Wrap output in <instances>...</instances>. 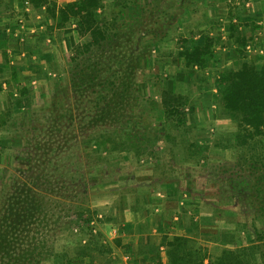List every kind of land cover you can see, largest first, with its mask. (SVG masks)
I'll return each mask as SVG.
<instances>
[{"label":"rangeland","instance_id":"1","mask_svg":"<svg viewBox=\"0 0 264 264\" xmlns=\"http://www.w3.org/2000/svg\"><path fill=\"white\" fill-rule=\"evenodd\" d=\"M213 2L203 6L211 9ZM101 3L97 13L106 38L83 51L81 37L67 59H53L54 72L44 73L43 88L32 91L22 109L14 106L18 110L0 127V135L11 131L0 144V264H69V253L91 238L92 219L102 215L95 234L111 230L115 210L147 199L151 185L175 179L198 190L206 183L212 194L209 185L233 190L235 184L239 191L222 193L221 207L199 209L206 213L205 227L224 236L233 262L264 264V190L254 188L264 189V165L248 169L243 162L250 154L264 155V135L247 139L249 147L234 144L232 136L245 143L237 133L238 116L219 113V88L209 67L199 72L210 77L202 86L195 74L179 78V39L211 31L212 12H197L199 0ZM186 6L188 15L178 10ZM234 6L233 0H220L216 7L222 17ZM175 74L193 107L184 108L182 126L160 101L165 80L173 83ZM212 104L214 111L206 107ZM197 125L209 145L197 142Z\"/></svg>","mask_w":264,"mask_h":264},{"label":"crops","instance_id":"2","mask_svg":"<svg viewBox=\"0 0 264 264\" xmlns=\"http://www.w3.org/2000/svg\"><path fill=\"white\" fill-rule=\"evenodd\" d=\"M48 1L62 6L69 0ZM206 1L199 0V4H203L196 6L195 10L199 9L197 12H202L203 17L212 12V22L209 24L212 30L207 34L213 38L215 60L208 66L209 76L215 80L219 71L237 69L245 61H257L256 65L259 66V59L264 57V0H233L234 9L222 17L223 12L216 7L220 0H213L211 9L210 5L203 6ZM178 10L188 15L187 6L185 10L182 7ZM161 30L165 31V26ZM200 30L204 29L201 27ZM164 31L161 33L166 34ZM190 36L184 38L194 44L203 43L204 34H196L191 40ZM239 38H244L245 44L239 42ZM80 39L73 19L56 27L44 5L34 6L29 0H0V40L4 41V47L0 49V121L6 119L10 112L18 110L15 107L22 109L32 91L43 88L44 73L52 74L53 59H67L68 53ZM167 54V51L162 52L164 56ZM178 63H181L180 58ZM14 84L28 89L20 106H15L20 98L19 92L9 89ZM206 107L214 111L213 104ZM203 132L204 128L197 125L196 137L202 140L196 141L209 145L210 138L199 137ZM166 176L171 174L167 173ZM163 181L168 183H162V186L155 183L154 187H149V199L141 197L143 200L135 199L131 206L128 203L124 208L115 210L117 223L112 225L116 230L108 227L92 241L80 243L69 253L68 263L207 264L214 261L224 247L229 248L224 236L218 238L216 232L205 227L208 224V221H204L206 213L199 210L202 207H221L219 191L224 190L223 187L209 185L214 194L219 193L212 197L214 194L207 192L206 183L197 185L198 190L190 188V185L184 188L179 179ZM234 186L232 191H239ZM194 192L197 195H193ZM232 197L236 201L237 198L241 199L236 194Z\"/></svg>","mask_w":264,"mask_h":264},{"label":"trees","instance_id":"3","mask_svg":"<svg viewBox=\"0 0 264 264\" xmlns=\"http://www.w3.org/2000/svg\"><path fill=\"white\" fill-rule=\"evenodd\" d=\"M29 1L34 6L44 5L48 16L52 19L53 25L56 27H61L67 20L73 19L79 36L82 38L84 37V41L81 42L83 51H88L92 46L99 45L106 38V33L101 28L99 15L97 13V9L102 5L101 0H69L62 6L48 0ZM134 6V10H137L138 14H140V5L135 4ZM238 40L239 42L245 44L244 38H239ZM3 42V40H0V49L4 47ZM179 42L180 44L177 48L180 49H177L176 59H181V66L183 67V74L181 73L179 78L185 76L186 74L190 80L191 76H194L195 74L196 79L199 81L198 84H201L202 86V84H204L203 82H206L207 77L200 75L198 71L206 69L215 60L212 36L204 34L202 44H194L193 41L191 42L184 38H180ZM78 50L81 51V49ZM259 60V66L256 65L257 61H245L237 69L221 70L218 72V76L215 79L216 85L219 88V96L217 95V104L220 110L219 113L222 117H225L226 115L229 118H231V116H238L237 133L239 132V136H241V139L245 142L241 143L238 138H234V136H232L234 144L238 146H243L245 144V146L249 147L248 144L250 141H247V139H250V137L255 135H264V57ZM1 71L2 68L0 67V73ZM179 78L176 77V79H173V83L165 80L163 89L160 93V101L164 112L167 115L173 116L176 124L182 126L186 123L185 115H187V112L185 109L187 107L189 109L190 107V110H192L193 107L189 104L191 103L189 102V99L186 101L183 97V93H181L178 88L180 83L178 81L180 80ZM27 91L28 89L26 87L19 90L20 98L16 100L15 106H20L21 99L25 96ZM10 116H12V112H10V115L6 116V119H2L0 121V127L9 121H7V117L10 119ZM12 122L14 123L16 121L13 119ZM194 122L195 121L192 122L193 125L195 124ZM4 133L7 135H0L1 145L7 142V137H10L8 133H11V131L6 129ZM200 151L201 149L199 152ZM243 162L245 163V166L247 164L249 165L248 169L253 167L251 165H264V155H258V153L250 154L247 158L243 159ZM260 172L261 171L257 168L256 174ZM217 185H221L224 189L219 191L221 195L222 193L225 195L230 191L233 192L231 188L232 186L227 188L225 184L223 185L221 183H217ZM259 186L260 187H254L255 191L258 190L257 193H262L264 189L261 188V184ZM257 200L260 202L258 205H261L260 199L257 198ZM257 200L256 202H258ZM101 218L98 219V223L103 224V220H101ZM89 236L91 237L89 241H92L97 234H88V237ZM86 243L87 241L85 240L83 244ZM207 264L246 263H243L242 261H237L236 263L233 262L232 259L227 256L226 251L223 250L214 261Z\"/></svg>","mask_w":264,"mask_h":264},{"label":"built area","instance_id":"4","mask_svg":"<svg viewBox=\"0 0 264 264\" xmlns=\"http://www.w3.org/2000/svg\"><path fill=\"white\" fill-rule=\"evenodd\" d=\"M101 216L102 215H97V217H95V219H92L90 221V223L92 224L93 227H92L91 232L89 234H95L96 229H95L94 225H95V223H98V219L101 218ZM112 230L115 231L116 229L115 228H112ZM82 242L84 243L85 240H82Z\"/></svg>","mask_w":264,"mask_h":264}]
</instances>
